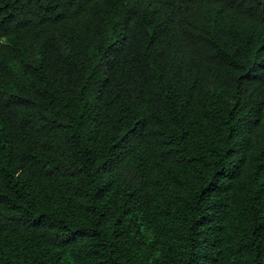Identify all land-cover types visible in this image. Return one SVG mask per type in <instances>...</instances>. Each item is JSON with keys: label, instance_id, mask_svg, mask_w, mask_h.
I'll return each mask as SVG.
<instances>
[{"label": "trees", "instance_id": "16d2710c", "mask_svg": "<svg viewBox=\"0 0 264 264\" xmlns=\"http://www.w3.org/2000/svg\"><path fill=\"white\" fill-rule=\"evenodd\" d=\"M0 264H264V0H0Z\"/></svg>", "mask_w": 264, "mask_h": 264}]
</instances>
